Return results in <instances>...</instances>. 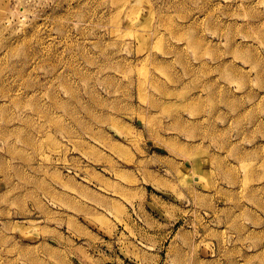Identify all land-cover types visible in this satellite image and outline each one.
<instances>
[{
	"label": "rangeland",
	"instance_id": "rangeland-1",
	"mask_svg": "<svg viewBox=\"0 0 264 264\" xmlns=\"http://www.w3.org/2000/svg\"><path fill=\"white\" fill-rule=\"evenodd\" d=\"M0 264H264V0H0Z\"/></svg>",
	"mask_w": 264,
	"mask_h": 264
},
{
	"label": "crops",
	"instance_id": "crops-1",
	"mask_svg": "<svg viewBox=\"0 0 264 264\" xmlns=\"http://www.w3.org/2000/svg\"><path fill=\"white\" fill-rule=\"evenodd\" d=\"M95 249H91V251L90 252H93ZM95 252V251H94Z\"/></svg>",
	"mask_w": 264,
	"mask_h": 264
}]
</instances>
